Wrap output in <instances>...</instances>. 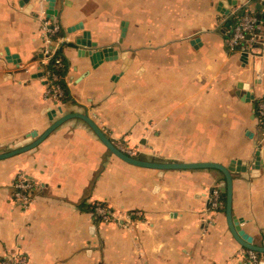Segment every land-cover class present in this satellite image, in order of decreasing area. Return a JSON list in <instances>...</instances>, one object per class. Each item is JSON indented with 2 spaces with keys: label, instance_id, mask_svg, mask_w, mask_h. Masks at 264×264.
I'll use <instances>...</instances> for the list:
<instances>
[{
  "label": "crops",
  "instance_id": "crops-1",
  "mask_svg": "<svg viewBox=\"0 0 264 264\" xmlns=\"http://www.w3.org/2000/svg\"><path fill=\"white\" fill-rule=\"evenodd\" d=\"M20 2L0 0V152L80 112L145 159L242 161L232 213L264 245V51L227 43L245 10L264 31L260 0H55L50 13L49 0ZM46 20L62 27L70 100L46 97ZM103 49L107 57L95 63L91 53ZM19 173L36 183L27 207L15 198ZM224 179L217 169L127 163L84 120L69 119L33 149L0 160V261L22 254L28 264H250L225 201L218 211L210 204ZM96 203L140 214L104 222Z\"/></svg>",
  "mask_w": 264,
  "mask_h": 264
},
{
  "label": "built area",
  "instance_id": "built-area-1",
  "mask_svg": "<svg viewBox=\"0 0 264 264\" xmlns=\"http://www.w3.org/2000/svg\"><path fill=\"white\" fill-rule=\"evenodd\" d=\"M264 9V0H260ZM261 19L250 10H245L235 21L232 32L227 40L229 47L233 51H248L253 43H259L264 51V31L260 28ZM62 27L58 20H46L44 24V42L43 57L41 64L45 70V80L47 81L46 97L54 100H61L65 96V88L61 84L62 76L49 69L50 63L56 66H63V61L59 55L61 42L64 37L60 35ZM257 112L264 127V96H262L257 105ZM122 151L129 155L137 156V151L129 146H118ZM36 183L25 173H19L15 179V198L21 200L26 207L32 201L31 191ZM210 204L213 210L218 211L223 205V196L220 189H213L211 192ZM94 212L104 222L124 223V220H131L139 212H117L113 207L106 203H96ZM259 254L253 250L248 251V261L250 264L259 262ZM0 264H28L27 258L22 254H17L13 258H5Z\"/></svg>",
  "mask_w": 264,
  "mask_h": 264
},
{
  "label": "water",
  "instance_id": "water-1",
  "mask_svg": "<svg viewBox=\"0 0 264 264\" xmlns=\"http://www.w3.org/2000/svg\"><path fill=\"white\" fill-rule=\"evenodd\" d=\"M29 0H21L20 4L23 5L25 2ZM50 1V9L48 13L52 12L51 7L54 4L55 0ZM87 34V33H86ZM78 43L86 45L88 47L96 46L95 43L86 40V39H78ZM106 49L96 50V52L91 53L92 59L95 63L98 61H103L106 56ZM72 118H80L84 120L96 133V135L101 139V141L108 147V149L115 154L117 157L122 159L123 161L146 168H154L159 170H169V169H217L221 171L225 177V179L221 183V190L225 194V208L227 220L229 223V227L237 239V241L247 248L248 250H253L260 254H264V245H259L253 242V238L248 236L241 230L240 225L237 219L233 216L232 213V199H233V173L239 171H245L247 169L246 163L242 161H232L229 165L225 166L220 163L215 162H195V163H186V162H176V161H157V160H149L139 156L129 155L122 151L113 141L108 137L107 133L100 128L97 123L86 113L80 112H72L67 113L59 118H57L51 125L43 131L40 135H38L34 140L31 141V137H28L23 142H19L16 146L10 150L0 152V160L9 158L25 151L31 150L37 145H39L48 135L53 132L57 127L62 125L69 119ZM259 152L257 153L255 167H259Z\"/></svg>",
  "mask_w": 264,
  "mask_h": 264
},
{
  "label": "trees",
  "instance_id": "trees-1",
  "mask_svg": "<svg viewBox=\"0 0 264 264\" xmlns=\"http://www.w3.org/2000/svg\"><path fill=\"white\" fill-rule=\"evenodd\" d=\"M61 35V32L59 33ZM59 55L62 59V55H61V50H59ZM49 69L52 71V72H56L58 73L59 75L62 76V79H61V84L63 85V87L65 88V96L63 97V99L66 101V100H70V96H69V90H68V87H67V84H66V79H65V74H66V68L64 66V62H63V66H56L52 63H50L49 65ZM222 196H223V200L225 201V196H224V193H222Z\"/></svg>",
  "mask_w": 264,
  "mask_h": 264
}]
</instances>
